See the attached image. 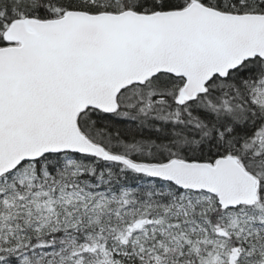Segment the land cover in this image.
I'll use <instances>...</instances> for the list:
<instances>
[{"label": "snow or ice", "instance_id": "obj_1", "mask_svg": "<svg viewBox=\"0 0 264 264\" xmlns=\"http://www.w3.org/2000/svg\"><path fill=\"white\" fill-rule=\"evenodd\" d=\"M0 264H264V0H0Z\"/></svg>", "mask_w": 264, "mask_h": 264}]
</instances>
